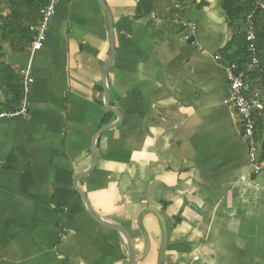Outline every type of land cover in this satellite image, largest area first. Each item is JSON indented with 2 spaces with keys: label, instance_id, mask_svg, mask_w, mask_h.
Returning a JSON list of instances; mask_svg holds the SVG:
<instances>
[{
  "label": "crops",
  "instance_id": "0c3cea01",
  "mask_svg": "<svg viewBox=\"0 0 264 264\" xmlns=\"http://www.w3.org/2000/svg\"><path fill=\"white\" fill-rule=\"evenodd\" d=\"M101 1L119 118L97 136L78 188L127 233L135 264H264V162L255 172L231 105L221 50L233 31L220 0ZM2 50L16 78L26 68L32 80L25 115L0 110V264H128L122 237L74 185L109 111L98 0H57L39 50ZM250 84L264 106V86ZM151 209L167 230L161 261Z\"/></svg>",
  "mask_w": 264,
  "mask_h": 264
},
{
  "label": "trees",
  "instance_id": "16d2710c",
  "mask_svg": "<svg viewBox=\"0 0 264 264\" xmlns=\"http://www.w3.org/2000/svg\"><path fill=\"white\" fill-rule=\"evenodd\" d=\"M264 3V0H263ZM46 4V0H0V88L5 97L0 103V110L14 113L20 109L23 89L12 68L3 61L2 43H6L15 53L27 50L34 37V27L40 19L39 9ZM233 35L221 50V58L227 64H235L242 69L249 59L247 42L245 40V17L253 8L251 0H220ZM255 55L259 59L258 67L249 74L251 81L257 79L264 86V9L257 8L254 16ZM101 89V88H100ZM263 111H254L255 141H261L259 161L264 162V125ZM102 125L109 123L111 111ZM178 219H175V223Z\"/></svg>",
  "mask_w": 264,
  "mask_h": 264
},
{
  "label": "built area",
  "instance_id": "2783aa9c",
  "mask_svg": "<svg viewBox=\"0 0 264 264\" xmlns=\"http://www.w3.org/2000/svg\"><path fill=\"white\" fill-rule=\"evenodd\" d=\"M253 8L249 14L245 17V40L247 42V52L249 53V59L242 69H237L235 64H228L226 70V79L230 91L231 105L234 109V114L240 121L243 135L247 140L249 149L250 162L255 166V172L260 170L261 163L256 155V141H255V121L252 118L254 111H262L263 104L250 95L251 84L248 78L249 74L252 73L259 65V59L255 55V32L253 16L257 8H264L263 0H251ZM57 0H46V4L39 9L40 19L39 22L32 27L35 34L27 47L28 52H34L39 50L44 40V35L47 27V23L54 14L55 4ZM151 17H154L151 15ZM192 29L194 25L192 23H186ZM21 85L23 89V96L21 99L20 109L13 114H26L27 105V94L29 91V84L31 83V77L28 70H20Z\"/></svg>",
  "mask_w": 264,
  "mask_h": 264
},
{
  "label": "water",
  "instance_id": "95a60500",
  "mask_svg": "<svg viewBox=\"0 0 264 264\" xmlns=\"http://www.w3.org/2000/svg\"><path fill=\"white\" fill-rule=\"evenodd\" d=\"M101 8L103 9L105 15H106V18H107V21H108V28H109V40H110V51H109V56H108V59L102 69V73H101V83H102V88H103V103H104V107L113 112L115 114V116L117 118H119V112L115 109H113L111 106H109L108 104V100H107V86H106V83H105V78H106V69H107V65L109 64L110 62V57L112 55V51H113V47H112V29H111V17H110V14H109V11L107 9V7L105 6V4L101 1V0H98ZM115 123H109V124H106L105 126L101 127L96 133L95 135L93 136V140H92V145H91V149H90V165L89 167L77 174L75 176V179H74V185L76 187V191L78 193V195L80 196L83 204H84V207H85V210L86 212L94 219L96 220L98 223L106 226V227H109L111 229H114L115 231H117L119 233V235L122 237L123 241L125 242V245H126V248H127V256H128V264H135V257H134V253H133V245H132V242L129 238V236L127 235V233L123 230V228H121L119 225L117 224H114V223H110V222H107L105 220H103L93 209L92 207L90 206L88 200H87V197L86 195L78 188L77 186V182L80 180V178H82L83 176L87 175L95 166V163H96V148H95V140L97 138V136L103 132L104 130L114 126ZM152 210V209H151ZM153 211V210H152ZM154 214L156 215L157 219H158V222H159V225H160V229H161V246H160V251H159V260L161 261L162 258H163V254L165 252V246H166V241H167V230H166V225H165V222L162 218V216L157 212V211H153Z\"/></svg>",
  "mask_w": 264,
  "mask_h": 264
}]
</instances>
